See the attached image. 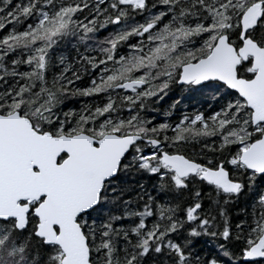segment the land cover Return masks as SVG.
Instances as JSON below:
<instances>
[{
  "label": "snow or ice",
  "instance_id": "6c2138e0",
  "mask_svg": "<svg viewBox=\"0 0 264 264\" xmlns=\"http://www.w3.org/2000/svg\"><path fill=\"white\" fill-rule=\"evenodd\" d=\"M173 85L212 107L154 122ZM145 173L163 202L118 182ZM230 241L264 258V0H0V264H225Z\"/></svg>",
  "mask_w": 264,
  "mask_h": 264
},
{
  "label": "trees",
  "instance_id": "16d2710c",
  "mask_svg": "<svg viewBox=\"0 0 264 264\" xmlns=\"http://www.w3.org/2000/svg\"><path fill=\"white\" fill-rule=\"evenodd\" d=\"M13 3H15V0H12ZM144 19L143 16H138L137 21H142ZM112 27H108L107 30H101L99 33L100 37L106 36L109 32H112ZM75 54V49L72 47L71 41L67 42L66 44H61L57 46V48L52 52V61H53V71L58 70L56 66V59L60 55L67 56L69 58V62L71 61V57ZM171 92V91H170ZM169 94V93H168ZM172 95V94H171ZM163 97V96H162ZM162 99V98H161ZM154 102V101H153ZM80 106V100L79 99H73L69 98L65 101V107L66 108H78ZM170 113L172 111L170 103L166 106H162L161 108L154 106V103H151L149 108L145 111L146 116H150L154 119V117L157 119L158 116L164 117L165 112ZM154 112V113H153ZM153 113V114H152ZM157 120H154V122L159 123ZM126 182L132 189V192H129L128 195L134 196L135 192L138 191L137 185L143 184L144 191L145 192H151L152 195L156 197V199L163 202L166 198L165 193L158 191L153 185L155 184V178H150L149 174H138L136 176H132L131 174L128 175L127 179L125 180V176L121 174L118 177V182ZM257 183H259V179L257 180ZM191 187V186H190ZM207 191V189H205ZM169 199H171V195L168 196ZM252 197L249 195L247 184L245 183V189L238 195L237 198L231 200L228 204L224 205L225 209V216L230 221L231 225L234 227L240 220H243L244 214L240 211V209L244 208L245 205H250ZM205 207H208V204L205 203ZM99 211L102 213L104 211L103 208L99 209ZM180 239H184V234L181 233ZM220 243H223L221 240ZM229 247L231 251L234 253V256L232 258V261H229L227 258L220 257L225 261V264H264V259H258L252 260V261H245L242 258V256L238 255L239 247L240 245L236 242H229ZM191 248L195 252L197 256L202 255H209L212 254L219 255V252L216 249V242L212 240L209 236L201 235L199 237H192L191 238ZM145 264H152V257L149 256L145 260Z\"/></svg>",
  "mask_w": 264,
  "mask_h": 264
},
{
  "label": "flooded vegetation",
  "instance_id": "af4514ba",
  "mask_svg": "<svg viewBox=\"0 0 264 264\" xmlns=\"http://www.w3.org/2000/svg\"><path fill=\"white\" fill-rule=\"evenodd\" d=\"M161 98L162 99H160L159 101H154L152 103H154V106L159 108L164 105L166 106V104L168 105L170 103L172 108V111L169 113L168 116L170 121L177 120L182 112H192L194 109L198 108L208 109L209 107H212L213 103L210 98V95H208L207 93L200 91H191L189 89H186L182 85L170 86L167 93ZM173 101L177 102L174 106ZM158 118H160L158 121L161 122L165 119V116H158L157 119ZM157 119L154 117V120Z\"/></svg>",
  "mask_w": 264,
  "mask_h": 264
},
{
  "label": "water",
  "instance_id": "95a60500",
  "mask_svg": "<svg viewBox=\"0 0 264 264\" xmlns=\"http://www.w3.org/2000/svg\"><path fill=\"white\" fill-rule=\"evenodd\" d=\"M258 259H264V258H260V257H254V258H244L242 257L241 259L245 260V261H252V260H257Z\"/></svg>",
  "mask_w": 264,
  "mask_h": 264
}]
</instances>
